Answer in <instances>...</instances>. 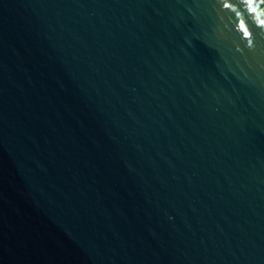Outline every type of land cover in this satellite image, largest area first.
<instances>
[{"label":"water","instance_id":"95a60500","mask_svg":"<svg viewBox=\"0 0 264 264\" xmlns=\"http://www.w3.org/2000/svg\"><path fill=\"white\" fill-rule=\"evenodd\" d=\"M262 20L0 0V264H264Z\"/></svg>","mask_w":264,"mask_h":264},{"label":"snow or ice","instance_id":"6c2138e0","mask_svg":"<svg viewBox=\"0 0 264 264\" xmlns=\"http://www.w3.org/2000/svg\"><path fill=\"white\" fill-rule=\"evenodd\" d=\"M245 3H247L250 8L253 9V11H255V4H256V0H244ZM261 4H264V0H260ZM226 7H231V5H225ZM262 26H264V20L261 21ZM241 28L244 30L246 35H249L247 28L244 26L243 22H241Z\"/></svg>","mask_w":264,"mask_h":264}]
</instances>
